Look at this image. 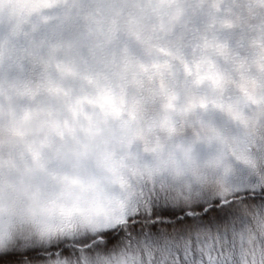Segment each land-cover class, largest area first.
<instances>
[{
  "label": "clouds",
  "instance_id": "1",
  "mask_svg": "<svg viewBox=\"0 0 264 264\" xmlns=\"http://www.w3.org/2000/svg\"><path fill=\"white\" fill-rule=\"evenodd\" d=\"M230 7L252 26L253 59L264 61V0ZM46 9L41 0H0V251L93 230L123 211L135 177L167 175L193 193L225 192L238 162L254 166L240 150L258 133L264 138V128L240 125L220 142L205 123L186 136L184 103L172 106L177 79L191 84L199 72L184 0H74ZM185 56L191 79L176 62ZM56 65L63 79L48 74ZM195 95L191 89L188 99ZM170 122L178 127L171 136L160 131ZM245 217L226 241L201 234V251L226 264H264V215L253 206ZM71 264L173 262L160 245L135 240Z\"/></svg>",
  "mask_w": 264,
  "mask_h": 264
},
{
  "label": "rangeland",
  "instance_id": "2",
  "mask_svg": "<svg viewBox=\"0 0 264 264\" xmlns=\"http://www.w3.org/2000/svg\"><path fill=\"white\" fill-rule=\"evenodd\" d=\"M73 2L70 0L68 5ZM184 3L193 11L189 24L192 48L200 55L197 61L199 72L195 79L191 84L177 79L176 92L172 97V106L184 103L180 112L189 117L183 123L185 135H196L202 125L208 123L215 131L216 139L225 142L228 134H234L240 125L264 128V61L255 62L253 59L252 26L233 15L234 10L230 7L233 0H184ZM129 46L132 54H139L140 50L134 44L130 43ZM159 51L170 55L167 49L161 48ZM176 62L181 64L185 76L191 79L192 64L187 56ZM48 74L56 79H63L65 75L59 65L49 69ZM191 89L195 90L196 95L189 100ZM160 131L171 136L177 133L178 127L175 122H170L163 125ZM133 148L134 145L130 144V153ZM240 156L254 166L238 162L225 192L199 188L193 193L167 175L158 178L135 177L133 190L120 214L101 222L91 231L61 241L98 236L112 227L121 214H127L133 206H143L153 196L164 197L174 204H189L201 197H230L234 188L248 181L264 182V138L258 133L253 142H247L240 150ZM116 178L121 183L125 182L122 176ZM56 242L59 241L53 240L51 244Z\"/></svg>",
  "mask_w": 264,
  "mask_h": 264
},
{
  "label": "snow or ice",
  "instance_id": "3",
  "mask_svg": "<svg viewBox=\"0 0 264 264\" xmlns=\"http://www.w3.org/2000/svg\"><path fill=\"white\" fill-rule=\"evenodd\" d=\"M44 7L50 0H41ZM264 215V182L248 181L223 199L201 197L189 204H174L153 196L143 206L121 214L108 230L82 240L59 241L48 246H16L0 251V264H68L84 253L107 251L125 240L152 241L169 253L173 264H226L221 254L201 251L198 237L207 234L226 241L243 228L245 213ZM124 205H122V208Z\"/></svg>",
  "mask_w": 264,
  "mask_h": 264
},
{
  "label": "trees",
  "instance_id": "4",
  "mask_svg": "<svg viewBox=\"0 0 264 264\" xmlns=\"http://www.w3.org/2000/svg\"><path fill=\"white\" fill-rule=\"evenodd\" d=\"M69 2L70 0H50V6L47 7L46 10L55 13L59 10L61 4H64V6L66 7ZM50 19L51 18H45L44 22H48ZM37 73V75L43 74V69L38 70ZM83 84L88 87H91L93 86V81L90 78H85L83 80Z\"/></svg>",
  "mask_w": 264,
  "mask_h": 264
}]
</instances>
